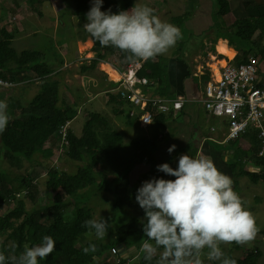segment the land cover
Masks as SVG:
<instances>
[{
	"label": "trees",
	"instance_id": "obj_1",
	"mask_svg": "<svg viewBox=\"0 0 264 264\" xmlns=\"http://www.w3.org/2000/svg\"><path fill=\"white\" fill-rule=\"evenodd\" d=\"M26 2H31V0H26ZM212 3V22L214 19L217 21V23L213 22L212 28L209 29L214 34V40L211 39L213 42L212 50H214L216 43L220 39L227 41L229 47L234 46V42L230 37H223V34H227L240 41L252 43L257 50V52L253 53L244 51L241 54L237 53L234 62L242 64L252 56H256L264 63V48L260 44L262 39H264V3H254L250 11L245 10L246 18L236 20L228 27H225L220 21L223 16L230 12L229 1L212 0ZM215 3L217 4L216 13ZM91 6L92 0H81L77 7L74 8L76 19L80 24L84 25L87 22L86 15ZM133 6L134 0H103L101 11L108 12L110 10L111 13L116 14L120 11L130 10ZM244 6L247 8L249 3L245 2ZM188 19L189 15L183 14L173 18L172 23L180 29ZM83 31L88 34L86 30ZM256 34V40H254ZM89 37L91 42L90 52L94 53V60L89 68L93 69L97 61L105 60L107 56H113L114 54H118V59L121 62L120 67L125 68L131 63L125 59L126 54L119 49L111 46L102 47L90 34ZM13 39L14 34L12 32L0 29V79L5 82L16 80L18 82H31L27 77L32 73L39 79L40 87L39 92L26 106H22L14 99H9V123L5 131L0 133V167L3 162L12 163L19 160L29 162L36 155L46 157L47 154H51V151L44 149L45 144L52 137L56 138L59 128L66 121H71L75 118L77 113L76 102L72 104L73 106H68L67 103L61 101L59 83L56 79L51 78L54 71L48 68L45 61L38 62L39 54L29 52L16 53L10 47ZM40 55L42 56L41 52ZM59 64H63L61 59ZM185 66L189 71V73L185 74V78L192 81L190 68L187 64ZM167 68L168 61L163 60L162 56H156L148 61H142V67L138 71V75L151 81H157V90H162L165 94H168L170 92L168 90L170 88L169 83L167 78L160 73L162 70L167 72ZM80 69L81 73L87 71L85 66H81ZM260 73L264 75L262 69ZM109 85L112 87L111 83ZM0 101H3L2 98H0ZM107 105L111 106L114 113H117L115 106L120 108L123 104L117 97L108 95ZM16 111H18L17 115ZM109 122V120L98 113H90L82 128L80 137H76L71 131L68 133V147L65 150V155L69 160L84 162L85 165L79 168L74 175H66L49 169L47 176L42 178L46 181L45 186L49 193L48 195L51 197L48 205L36 207L29 211L26 210L24 197L17 199L14 195L28 190L29 195L25 197L33 202L35 198L32 193H36V187L32 185V180L23 179L17 188H13L12 182L9 181L4 170L0 169V205L9 204L10 201V204H14L12 209L0 217V235L4 238V242L0 243V251H4L7 255L10 251L9 246L15 243L17 246L16 254L19 255L25 246L38 245L42 242L44 235H49L56 241L55 250L44 260L38 259V264H106L103 262L104 254L121 246H125L126 249L135 247L139 252L138 259L140 264H156V260L159 257H154L152 261H146L143 259L144 254L140 255L139 249L146 237L143 233V223L137 219L129 221L127 225L119 228L117 232L113 231L111 224L107 221L109 227L106 236L116 234L117 238L115 240L109 243L102 240L87 242L84 247L79 245L84 240L82 238L89 235V229L84 226V222L93 219L90 211L77 203L79 193L86 191L90 187H96L97 191L100 192L105 188L108 189V185L111 182L101 179L97 184L100 174H96L94 171L100 160L106 161L119 174L118 177L120 178L126 177L127 179L136 167L148 164L152 167L146 174L144 181L154 178L164 179L166 175L155 169L156 164L153 157L157 151L156 145L141 139L130 143L136 149H143L145 158L141 156L139 160L126 159L120 166L116 152L117 145L120 143L118 142L120 140L118 131L103 135L99 130L100 127L108 125ZM242 138L249 143L247 149H241L238 146V142ZM227 147L231 148L235 155L234 163L227 166L229 170L232 168L237 169V174L233 177L234 180L247 178L253 185L259 183L264 185V154L258 156L261 145L255 131L248 130L239 139L228 143ZM146 152L147 154H145ZM187 154L195 157L194 150ZM98 155H101L102 159L98 158ZM244 159L258 172L249 173L241 163ZM121 167L122 172L118 170ZM112 182L115 185L118 182L117 178L112 180ZM143 182H140L139 187ZM93 184L97 186H92ZM109 192L111 193L112 190ZM136 193L137 189L133 188L132 198L134 203L138 204L135 200ZM64 196L70 200H63ZM117 201L121 202L120 200ZM72 204L74 209L69 215L65 213V210L68 205ZM90 244H95L97 250L94 253L85 254L83 248L88 247ZM160 251H163V249L158 250V252ZM260 256L259 250H250L243 258H237L235 261L236 264H259L258 259ZM127 262L120 260V264H127Z\"/></svg>",
	"mask_w": 264,
	"mask_h": 264
},
{
	"label": "rangeland",
	"instance_id": "obj_2",
	"mask_svg": "<svg viewBox=\"0 0 264 264\" xmlns=\"http://www.w3.org/2000/svg\"><path fill=\"white\" fill-rule=\"evenodd\" d=\"M80 1L81 0H31V2H26V0H0V29H4L5 31L14 34V39L10 47H12L16 53L20 54L22 52H29L32 54H39L38 62H42V60L45 61L48 68L54 71L51 78L56 79L59 83L61 101L67 103L68 106H73L72 104L76 102L77 113L75 118L70 121V131L76 137L81 136V131L88 119V114L98 113L106 119L110 116L108 119L112 125L108 124L104 127H100L99 130L103 135H107L113 133L115 127H118L117 129L120 131V140L118 142L120 143L117 145L116 152L119 158V165L122 166L126 159L139 160L141 156L144 157V150L136 149L130 143L134 139L141 138H139V132L135 133L133 130H130L137 129L133 122L126 125V115H123L122 113L124 110H127L128 118H130V107L127 102L124 101L123 105L119 108L121 112L119 114H113L111 106L107 105L108 94L115 93H112L114 90L113 87L110 88V85L109 88L107 87L106 84L108 83L105 82V79L111 82L109 79L111 75L108 72L114 73L112 67L109 65L110 63L119 65V67L121 66L118 54L107 56L105 60L97 61L93 69L89 68L91 62L94 60V55L90 54L91 45L89 44H91V42L89 33H83V30H85L84 26L82 23L80 24L78 22L74 13V8L77 7ZM228 1L230 4V12L223 16L220 21L225 27L230 26L236 20L246 18L247 15L242 13L245 12V10L250 11L254 4V0H248L249 6L246 8L243 0ZM260 3H264V0H261ZM135 4L147 5L153 8L155 15H157L162 21L171 24H173V18L182 16L183 14H188L189 18H194L191 26H187L185 23L180 28L182 31V39H180V43L178 41L176 43L177 45L171 47L162 55L168 56L170 54H176L184 56L187 59L188 56L193 53L206 50V47L203 46V40L205 37L209 36L214 40V34L208 30H206L207 34L205 37L199 36V34L206 29L202 17L195 16L194 9L201 4L200 0H135ZM214 7L216 13V3L214 4ZM213 22L217 23L215 19ZM212 25L213 24H211L210 28H212ZM256 36L257 34L254 36V40H256ZM223 37H230L233 40L234 46L229 47V49L235 51V53L241 54L243 51L252 53L257 52L254 45L250 42L240 41L227 34H223ZM260 44L262 48H264V39H262ZM226 46H228V42ZM212 51L214 52V50ZM40 52L42 56L40 55ZM79 53L86 56V61L84 65H82L87 69L85 73H81V66L77 63ZM252 57H255L257 61L256 65L259 67L260 71L261 69L264 71V63L256 56ZM60 59L63 62L62 65L59 64ZM212 59L213 57L210 59V64L207 68L208 70L211 69L212 65L215 67L217 65ZM221 59L222 57H219V60ZM64 65L66 67L61 71H58V69L60 70ZM160 73L168 79V75L164 70L160 71ZM28 76L29 77L27 78H29L31 82H18L17 80L11 81L10 83L13 82V84L16 85L15 88H11V90L0 89V98H2L3 101H6L7 104L9 99H14L22 106H26L39 92L40 87L39 79L34 74L30 73ZM104 77L106 78L104 79ZM115 108L118 107L115 106ZM17 114L18 111H16V115ZM201 126L204 130H208L210 126L214 127L216 132L212 133V135H215L219 140L223 139L225 129L222 120L213 118L208 124L202 122ZM171 132L175 135L178 132V129L174 127ZM168 139H170L168 142L170 143L175 138L172 139V137L169 136L165 140ZM141 140L144 141L143 139ZM243 140L247 141L244 138L240 141ZM49 141L50 142L45 144L44 149L51 151V154H47L46 157L36 155L34 156L35 158H32L33 160L29 162L26 160H19L18 162L12 163L3 162L0 167V169L4 170L6 173L9 181L12 182L13 188H17L23 179H30L32 182H36V184H33L36 187V193H32L35 200L32 202L24 196L26 210L28 211L36 207L48 205L51 200L45 186L46 181L45 179H41L47 173V170L50 169L66 175H74L79 168L85 165L84 162H73L69 160L65 155V152L58 154L57 151L59 144L57 137H52ZM128 141L129 143H127ZM187 151L188 149L185 151H179L160 164H172V168H174V166L178 164L179 156L187 154ZM145 154H147V152ZM98 158L102 159L101 155H98ZM241 163L243 166H250L247 161H242ZM160 164H156V167L154 166L155 169H157V165ZM141 166L148 168L149 171L152 167L149 164ZM97 167L98 168L94 171L96 174H100V179L97 181V184L101 179H105L107 182H112V180L117 178L119 181L118 184L126 179V177H118L119 174L116 173V171L104 160H100ZM118 170L122 172V167ZM145 176L146 175L139 177L136 184H134V188H139L140 182L145 180ZM164 179H167V175H165ZM111 182L108 185V189L105 188L100 192L97 191L96 187H90L86 189V191L79 193L77 203L79 206L89 210L93 219H99L101 217L108 221L111 224L113 231L117 232L119 228L127 225L129 221L138 219L135 209H139L140 206L136 203L135 204L138 206H134V202L131 204L127 202L122 203L125 198H123L122 202L115 201L116 192L114 188L116 185H114V182ZM92 186L97 185L93 184ZM233 186L234 190L246 202L248 210L251 211L256 218L257 226L260 229L256 235L258 242L255 241V237L253 241L244 245H234L235 243H231L222 244L220 247L222 251L232 259H241L248 251L252 249L254 250L256 247L261 253L258 262L259 264H264V239L262 235H259L261 232L264 233V185L262 183L253 185L247 180V178H237L234 180ZM108 190H112V192L110 193ZM121 190L122 187L120 186L117 190L118 193H120ZM63 200L68 201L70 199L64 196ZM257 200L259 201L257 202ZM10 202L9 204L0 205V217L4 216L13 208L14 204H10ZM73 209V204L68 205L65 213L70 215ZM85 238L87 239V242L89 240L92 242L99 241L94 234L88 235ZM116 238L117 235L113 234L106 236L102 241L109 243ZM3 242L4 238L0 235V243ZM82 242L83 241L80 242V245ZM206 252L207 249H205V253ZM141 254L143 253L140 252V255ZM104 255L103 262L106 264H115L114 262L117 259H122L118 254L112 255L110 251L106 252ZM107 255L114 258V260L109 259ZM157 257L159 256L157 255ZM202 261L203 264H219L218 261H209L206 255L202 256ZM127 264H140V261L139 259L131 262L129 261Z\"/></svg>",
	"mask_w": 264,
	"mask_h": 264
},
{
	"label": "clouds",
	"instance_id": "obj_3",
	"mask_svg": "<svg viewBox=\"0 0 264 264\" xmlns=\"http://www.w3.org/2000/svg\"><path fill=\"white\" fill-rule=\"evenodd\" d=\"M102 3L103 0H92L83 26L102 47L111 46L125 53L127 61H148L166 53L182 39L177 26L162 21L147 5L135 4L134 0L130 10L113 14L110 10L101 11ZM206 34L207 31L202 36ZM197 80L201 92L203 85L211 82L210 71ZM9 119L8 104L0 101V133L5 131ZM175 147L171 145L167 151L172 153ZM157 171L175 179H150L137 189L135 200L146 221V239L139 249L143 259L152 261L158 255L156 264H203L202 256L206 255L209 261L236 264L220 246L250 243L260 229L246 202L233 189V180L205 155L182 154L175 169L163 163L157 165ZM84 226L89 235L94 233L97 239L104 240L109 224L100 217L85 221ZM55 244L51 236L44 235L40 244L25 246L17 255V246L12 243L7 255L0 251V264H38V259L44 260L55 250ZM159 249L163 251L158 252ZM96 250L95 244L83 248L85 254Z\"/></svg>",
	"mask_w": 264,
	"mask_h": 264
},
{
	"label": "built area",
	"instance_id": "obj_4",
	"mask_svg": "<svg viewBox=\"0 0 264 264\" xmlns=\"http://www.w3.org/2000/svg\"><path fill=\"white\" fill-rule=\"evenodd\" d=\"M90 54L94 55L93 53ZM219 57L221 56L217 54L212 59L213 62L217 63L218 61V65L215 67L218 70V78L211 79V82L204 84L198 99H196L208 115L223 120L225 137L221 142H216L214 139L212 142L227 145L242 137L248 130H253L261 145L258 156H262L264 154V75L260 73L255 57L249 58L242 64L234 62L235 54L232 59L223 56L219 60ZM85 61L86 56L79 53L78 65H84ZM221 63L224 65L222 66ZM109 65L114 71L116 80L108 74L112 83L107 82L111 83L114 88L112 93H115L108 95L117 97L122 104L124 101L127 102L130 107L129 117L135 121L138 120L139 126L142 128L151 127L155 124L156 118L175 116L186 103H189L187 98L180 94L173 97L161 96L157 92L156 81L138 76V71L142 67L141 62H131L125 68L112 63ZM204 72L205 69L200 67L193 74V77L200 79ZM15 87V84L0 79L1 90H11ZM145 121L151 123H145ZM210 130L214 132L215 128H210ZM69 132L70 121H66L59 128L56 136L59 144L58 154L64 153L67 149ZM245 167L249 173L258 172L257 169L252 168L251 164ZM48 171L42 178L47 176ZM33 184L36 182L33 181ZM27 195L28 190H25L16 193L14 196L21 199ZM118 251L116 248L110 250V253L117 255ZM120 260L123 259H117L114 263L120 264Z\"/></svg>",
	"mask_w": 264,
	"mask_h": 264
},
{
	"label": "crops",
	"instance_id": "obj_5",
	"mask_svg": "<svg viewBox=\"0 0 264 264\" xmlns=\"http://www.w3.org/2000/svg\"><path fill=\"white\" fill-rule=\"evenodd\" d=\"M137 1H142V0H137ZM243 1L248 2V0H243ZM200 2L201 4L197 8L194 9L195 16L202 17L203 23L206 28L205 31H206L210 29V26L212 24L211 9L213 8V3H212V0H200ZM260 2L261 0H254L253 3L261 4ZM244 13L245 12H243L242 14ZM193 20L194 18H189L186 21V25L191 26L193 23ZM205 31H202L199 34V36L203 37L202 34ZM223 41L227 45V41L221 40V39L220 41H218V43L223 42ZM218 43H216V45ZM203 46L206 47V50H203L198 53H193L189 55L187 59L184 56L176 55V54H170L168 56L161 55L163 57V60L168 61V68H167L166 73L168 75L167 81L170 86L168 90H170V92L168 94H165L164 91L162 90L158 92L161 96H165V97H173L179 94H182L183 96H185L188 100L187 102L189 103H186L180 112H178L175 116L170 115V116H162V117L156 118L155 124L151 125V127H148V128H142L141 126H139L138 120L134 121L133 119L128 118L127 110H124L122 114L126 115L125 117V119L127 120L126 125H129L131 122H133L134 126L137 128V129H130L131 131L133 130L135 133L139 132V138L143 139L146 142L154 143L156 145L157 151L153 157L156 164H160L168 160L171 156L175 155L179 151H182V150L185 151L186 149H188L187 153H190L191 150H194L195 157L199 155L208 156L215 162L216 166L218 167L220 171L227 174L234 181L233 177L237 174V169L232 168L229 170L227 168L228 165H232L234 163V160H235L234 152L232 151L231 148H228L227 145H221L217 143L215 144L212 142V139L214 138H215L214 140L218 139L216 138L215 135H212V133H215L216 130L214 132L210 130V128H214V127L210 126L208 130H204L203 127L201 126L202 122L208 124V122H210L213 119V117L210 118L211 116L205 112V110L202 108V105L198 103V101L196 100L199 97L198 93L200 92L201 86L198 83V80L192 77V74H194L196 70L199 69L200 67L205 69V72H206L207 67H209V64H210V59L214 56V54H217L215 47H214L215 53L212 51L213 42L209 36L204 38ZM233 52H234L233 54H235L236 56L237 53H235V51ZM220 56L222 57V55ZM185 64H187L188 67L190 68L191 80L194 82L190 80H186L185 74L188 72V70ZM62 69H64V66L60 70L58 69V71H61ZM208 71H210L211 73V79L218 78L217 69H215V71L211 69ZM105 82L108 83L106 79H105ZM106 85L109 88V83ZM156 88H157V83H156ZM156 94L158 93L156 92ZM116 109H117V114H119L120 112L119 108H116ZM108 118H110V116ZM108 118L107 120H109ZM109 124L112 125L111 122H109ZM174 127L178 129V132L175 135H173V133L171 132V130ZM117 128L118 127H115V131H118L117 133H119L120 135V131ZM160 136L161 138H159ZM169 136H171L172 139L175 138L170 143H168L170 139L165 140ZM224 137H225V134L223 135V138ZM134 140H138V139H134ZM222 140L218 139L216 140V142H221ZM127 143H129V141ZM171 145H175L176 147L172 153H169L167 149ZM238 146L241 149H247L249 147V143L248 141L243 140V141L238 142ZM169 165L170 167H172V164H169ZM176 167L177 165H175L173 169H175ZM148 172H149L148 168L138 166L130 173V176H128L127 179L123 180L120 184H118L119 183L118 181L115 184L116 186L114 188L116 192L115 201L120 200L122 202L123 198H125L123 203L127 202L131 204L132 202H134V199L132 198V189L134 188V184H136L139 177L146 175ZM173 178L175 177L167 175L168 180H171ZM119 185L122 187V190L120 193H118L117 191L120 187ZM233 189H234V186H233ZM133 204L134 206H138L135 203ZM135 213L138 216L137 220L141 221L142 223H146L144 219L143 209L141 208L135 209ZM259 235H262L264 239V234L262 232L259 233ZM82 239L84 240L82 244L81 245L79 244V245L81 247H84L87 244V241H86L87 239L85 237ZM255 241L258 242L257 237ZM88 242H92V241L89 240ZM118 250L119 251L117 254L119 255L122 250L121 247H119ZM125 250L126 251L120 256L122 259L128 260V262L138 260L139 253H135L131 248L125 249ZM254 250H258V249L255 247ZM107 257L111 260H114V258L110 257L109 255H107Z\"/></svg>",
	"mask_w": 264,
	"mask_h": 264
},
{
	"label": "bare ground",
	"instance_id": "obj_6",
	"mask_svg": "<svg viewBox=\"0 0 264 264\" xmlns=\"http://www.w3.org/2000/svg\"><path fill=\"white\" fill-rule=\"evenodd\" d=\"M89 45H91V44H89ZM88 45V46H89ZM216 51H217V53L219 54V55H222V56H224L225 58H227V59H232V57L234 56V52L231 50V49H229V47L228 46H226V43L223 41V42H219L217 45H216ZM217 65H218V61H217ZM221 65L223 66L224 64L223 63H221ZM215 66L214 65H212L211 66V70H214L215 71ZM110 75H111V77L114 79V80H116V77H115V75H114V73H112V72H108ZM117 88H119V87H117Z\"/></svg>",
	"mask_w": 264,
	"mask_h": 264
},
{
	"label": "water",
	"instance_id": "obj_7",
	"mask_svg": "<svg viewBox=\"0 0 264 264\" xmlns=\"http://www.w3.org/2000/svg\"><path fill=\"white\" fill-rule=\"evenodd\" d=\"M121 253L119 254V256H121L126 250H125V246L121 247ZM135 253H138V250L135 247L131 248ZM127 259V258H126Z\"/></svg>",
	"mask_w": 264,
	"mask_h": 264
},
{
	"label": "flooded vegetation",
	"instance_id": "obj_8",
	"mask_svg": "<svg viewBox=\"0 0 264 264\" xmlns=\"http://www.w3.org/2000/svg\"><path fill=\"white\" fill-rule=\"evenodd\" d=\"M122 247V246H121ZM139 253V252H138Z\"/></svg>",
	"mask_w": 264,
	"mask_h": 264
}]
</instances>
